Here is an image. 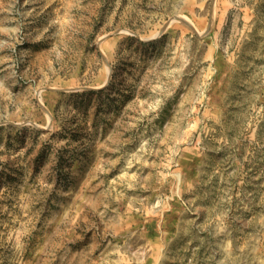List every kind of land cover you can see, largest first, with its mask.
Here are the masks:
<instances>
[{
  "label": "rangeland",
  "instance_id": "1",
  "mask_svg": "<svg viewBox=\"0 0 264 264\" xmlns=\"http://www.w3.org/2000/svg\"><path fill=\"white\" fill-rule=\"evenodd\" d=\"M0 264H264V0H0Z\"/></svg>",
  "mask_w": 264,
  "mask_h": 264
}]
</instances>
